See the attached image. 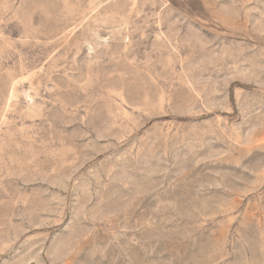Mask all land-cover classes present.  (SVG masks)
I'll list each match as a JSON object with an SVG mask.
<instances>
[{"label":"rangeland","instance_id":"1","mask_svg":"<svg viewBox=\"0 0 264 264\" xmlns=\"http://www.w3.org/2000/svg\"><path fill=\"white\" fill-rule=\"evenodd\" d=\"M0 264H264V0H0Z\"/></svg>","mask_w":264,"mask_h":264}]
</instances>
